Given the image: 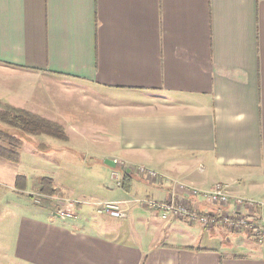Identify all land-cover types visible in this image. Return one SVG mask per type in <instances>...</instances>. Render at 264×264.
<instances>
[{
	"label": "crops",
	"instance_id": "crops-1",
	"mask_svg": "<svg viewBox=\"0 0 264 264\" xmlns=\"http://www.w3.org/2000/svg\"><path fill=\"white\" fill-rule=\"evenodd\" d=\"M74 81L101 90L94 100L115 116L114 149L103 159L127 168L109 164L112 178L118 167L159 175H133L136 192L118 200L122 219L132 199L167 200L182 194L179 183L201 192L222 183L264 214V0H0V101L53 120L44 115L53 84L72 95ZM33 83L46 88L42 97ZM44 136L36 135L41 143ZM9 165L0 159V183L16 188ZM54 215L21 217L19 264H264L263 244L200 225L176 243L168 236L183 231L171 221H154L164 236L148 241L124 221Z\"/></svg>",
	"mask_w": 264,
	"mask_h": 264
},
{
	"label": "rangeland",
	"instance_id": "rangeland-1",
	"mask_svg": "<svg viewBox=\"0 0 264 264\" xmlns=\"http://www.w3.org/2000/svg\"><path fill=\"white\" fill-rule=\"evenodd\" d=\"M74 83L78 90L72 95L60 88L58 83L53 84L54 87L51 90L53 105L44 114L64 126L68 135L67 142L44 136L46 139L44 143H41L42 140L36 136L13 131L23 139L20 160L18 163L4 160L20 177H23V179L21 177L23 188L0 183V264H19L13 257V240L16 225L22 219L21 217H41L40 215L44 214L49 219H60L54 215L55 212L65 215L67 221L71 222L72 217L85 214L91 216L93 220L105 216L109 223L121 221L130 223L135 234L148 241L162 239L164 236L157 231V224L154 221L162 224H168L171 221V219L163 220L158 215L155 216L152 209L149 210L140 204L138 200L149 198L145 196L134 198L129 202L127 205L129 218L127 219L98 213L97 210L102 204L117 202L128 197L126 193L134 194L136 191L132 189L128 192L119 185L116 186L119 180L122 181L124 171L118 167L116 171L119 172V179L112 178L113 168L103 159L104 153H110L114 149L111 142H114L113 124L116 119L110 109L94 100L101 90L86 82L74 81ZM32 86L38 87L37 94L41 97L46 92V88L40 83H33ZM47 92H50V89ZM41 100L44 102V99ZM102 101L105 100L102 98ZM106 101L109 102L108 99ZM139 172L141 171L137 168H131V173L136 178L139 175L149 182H157L159 179L149 175V172ZM43 178L53 180L52 186L56 189L53 195L41 193L40 182ZM47 186L45 182V187ZM70 203L74 206L71 207ZM211 204L214 210L209 215L208 223L171 221L172 226H178L177 228H180L183 233H181L182 236L178 235L179 233L171 234L168 236L169 240L176 243L189 242L190 238L200 230L198 226L200 225L207 230H215V232L219 230L224 237L244 236L257 248L262 247L260 244L264 245L262 234L264 214L256 211L252 214L249 209L246 211L243 209V212L239 214L238 211H232V206ZM245 216L253 218L254 223L258 224L261 235L256 237L257 232L241 223ZM135 217H141L149 223L144 226L146 222L137 223L135 220L141 219H135ZM120 239L134 241L135 238L131 236V233H122Z\"/></svg>",
	"mask_w": 264,
	"mask_h": 264
},
{
	"label": "built area",
	"instance_id": "built-area-1",
	"mask_svg": "<svg viewBox=\"0 0 264 264\" xmlns=\"http://www.w3.org/2000/svg\"><path fill=\"white\" fill-rule=\"evenodd\" d=\"M114 161L122 169L127 168L123 162H120L119 160H114ZM137 169L141 172L142 171L149 172L148 173L149 175L156 176L157 178L159 177L157 172L148 170L147 168L138 167ZM113 177L115 179H119V172L115 171L113 173ZM117 184L121 186L122 181L119 180ZM178 187L182 190L181 195L175 192L167 200H159V199L157 200V199H152V198H146L144 200L142 199L138 200V202L142 204L143 206H145L146 208L155 210L164 219H168L173 216L174 218L187 220V221H194L198 223H208L209 217H210L209 215L212 212L201 211L199 207L197 206V204H195L188 196H198V198L201 197L210 203L232 206V211H236V212L238 211L239 214L243 212L242 210L244 208H247V210L248 209L251 210L250 212L253 214L255 212L254 208H256V205H257L252 200H246L243 198L232 199L226 190L227 189L226 185L222 183L217 184L212 190L204 191V192H201L196 189H190L187 186L180 184V183L178 184ZM183 192L185 194H188V196L183 194ZM69 205L71 207L74 206L73 203H70ZM97 211L100 214L105 213V214H109L110 216H113L116 218H123L127 216L126 211L121 206V202H118V201L104 203L102 204L100 208H98ZM61 216H65V215H61ZM252 219L245 216L242 218L241 223L245 225V227L249 229H253L254 232H257L255 235L257 237L261 235V231L259 232L258 224L254 223V220ZM262 234L264 236V229H263Z\"/></svg>",
	"mask_w": 264,
	"mask_h": 264
},
{
	"label": "trees",
	"instance_id": "trees-1",
	"mask_svg": "<svg viewBox=\"0 0 264 264\" xmlns=\"http://www.w3.org/2000/svg\"><path fill=\"white\" fill-rule=\"evenodd\" d=\"M13 131H20L23 134L32 136L47 135L60 141L68 140L64 126L58 121L0 101V157L6 161L18 163L23 139ZM21 177L18 176L17 178V188H23V177L22 179ZM132 180L133 174L125 170L123 172L122 187L126 191H130ZM44 181L47 182V187H45ZM52 183V179L43 178L40 182L41 193L53 195L56 189L53 188Z\"/></svg>",
	"mask_w": 264,
	"mask_h": 264
},
{
	"label": "water",
	"instance_id": "water-1",
	"mask_svg": "<svg viewBox=\"0 0 264 264\" xmlns=\"http://www.w3.org/2000/svg\"><path fill=\"white\" fill-rule=\"evenodd\" d=\"M106 163L110 164L111 166H115L116 165L114 160H106Z\"/></svg>",
	"mask_w": 264,
	"mask_h": 264
}]
</instances>
